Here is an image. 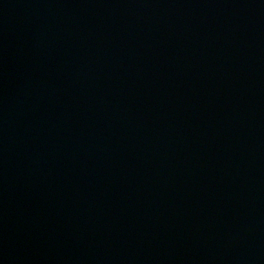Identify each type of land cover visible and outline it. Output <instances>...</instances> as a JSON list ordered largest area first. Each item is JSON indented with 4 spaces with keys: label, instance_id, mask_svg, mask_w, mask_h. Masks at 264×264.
<instances>
[{
    "label": "water",
    "instance_id": "obj_1",
    "mask_svg": "<svg viewBox=\"0 0 264 264\" xmlns=\"http://www.w3.org/2000/svg\"><path fill=\"white\" fill-rule=\"evenodd\" d=\"M0 264H264V0H0Z\"/></svg>",
    "mask_w": 264,
    "mask_h": 264
}]
</instances>
